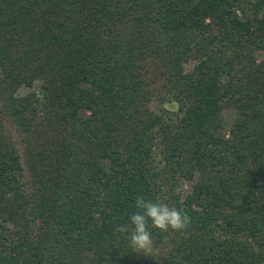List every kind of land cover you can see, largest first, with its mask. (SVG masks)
<instances>
[{
    "label": "trees",
    "instance_id": "16d2710c",
    "mask_svg": "<svg viewBox=\"0 0 264 264\" xmlns=\"http://www.w3.org/2000/svg\"><path fill=\"white\" fill-rule=\"evenodd\" d=\"M259 51L264 0H0V264H264Z\"/></svg>",
    "mask_w": 264,
    "mask_h": 264
},
{
    "label": "clouds",
    "instance_id": "9594fccd",
    "mask_svg": "<svg viewBox=\"0 0 264 264\" xmlns=\"http://www.w3.org/2000/svg\"><path fill=\"white\" fill-rule=\"evenodd\" d=\"M135 209L130 217L129 223L119 225L115 231L127 234L129 246L138 253L150 255L153 252V237L151 228L167 232L182 231L190 224V218L186 213L170 207L160 198L155 200L146 199L144 196L135 198ZM149 221L151 225L149 226Z\"/></svg>",
    "mask_w": 264,
    "mask_h": 264
},
{
    "label": "rangeland",
    "instance_id": "374dc122",
    "mask_svg": "<svg viewBox=\"0 0 264 264\" xmlns=\"http://www.w3.org/2000/svg\"><path fill=\"white\" fill-rule=\"evenodd\" d=\"M256 59L258 61L264 60V51L257 52ZM192 65H193L192 63H188L185 66V70L186 71L190 70L192 68ZM35 89H37V83H35L33 88H32V90H35ZM27 92H29V89L22 87L17 92V95H25ZM223 117H224V130L226 131V130H228V128L230 126V122H231V119H232V113L230 111L224 110L223 111ZM13 137L15 139H17L16 135H13ZM189 187H190V183L182 182L181 186H180V188L178 190L180 195L184 196L189 191Z\"/></svg>",
    "mask_w": 264,
    "mask_h": 264
}]
</instances>
